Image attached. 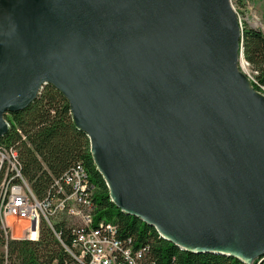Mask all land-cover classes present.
I'll use <instances>...</instances> for the list:
<instances>
[{
	"label": "water",
	"instance_id": "obj_1",
	"mask_svg": "<svg viewBox=\"0 0 264 264\" xmlns=\"http://www.w3.org/2000/svg\"><path fill=\"white\" fill-rule=\"evenodd\" d=\"M243 58L232 0H0V141L52 86L121 212L182 251L256 264L264 95Z\"/></svg>",
	"mask_w": 264,
	"mask_h": 264
},
{
	"label": "trees",
	"instance_id": "obj_2",
	"mask_svg": "<svg viewBox=\"0 0 264 264\" xmlns=\"http://www.w3.org/2000/svg\"><path fill=\"white\" fill-rule=\"evenodd\" d=\"M235 1L240 4L244 0ZM243 48L244 59L256 72L257 82L253 86L262 92L264 32L244 24ZM6 118L10 129L0 143L18 149L24 176L31 183L34 193L43 196L53 178L78 164L83 165L97 187V221L117 225L121 238L131 237L135 247L150 249L147 264H244L230 257L182 251L162 239L155 229L121 212L112 203L107 184L94 165L87 135L75 126L70 104L56 88L45 87L27 109ZM70 234V231L62 228L65 244H70ZM4 244L0 230V250ZM8 250L12 261L19 264H63L69 258L55 231L47 226L42 229L38 242L11 240ZM2 256L0 251V264L3 263Z\"/></svg>",
	"mask_w": 264,
	"mask_h": 264
},
{
	"label": "built area",
	"instance_id": "obj_3",
	"mask_svg": "<svg viewBox=\"0 0 264 264\" xmlns=\"http://www.w3.org/2000/svg\"><path fill=\"white\" fill-rule=\"evenodd\" d=\"M242 2L248 5L249 0ZM96 191L90 173L78 164L53 178L39 197L24 176L18 149L0 143V230L5 239L0 250L2 264H19L9 255L11 240L38 242L44 226L55 231L68 253L63 264H147L150 249L135 247L131 237L121 238L117 225L97 221ZM9 221H14L15 227L24 222V234L14 237ZM62 228L71 233L69 245L62 240ZM263 262L264 257L256 264Z\"/></svg>",
	"mask_w": 264,
	"mask_h": 264
},
{
	"label": "rangeland",
	"instance_id": "obj_4",
	"mask_svg": "<svg viewBox=\"0 0 264 264\" xmlns=\"http://www.w3.org/2000/svg\"><path fill=\"white\" fill-rule=\"evenodd\" d=\"M232 5L236 13L241 17L242 29L244 24H248L264 32V0H249L248 5L246 3L238 4L235 0H232ZM239 69L249 78L252 86L256 84V72L252 66L247 65V61L244 58L240 60ZM256 91L264 95V91ZM14 223V221H9L8 225L12 228V235L18 238L24 234L26 224L22 222L15 227Z\"/></svg>",
	"mask_w": 264,
	"mask_h": 264
},
{
	"label": "bare ground",
	"instance_id": "obj_5",
	"mask_svg": "<svg viewBox=\"0 0 264 264\" xmlns=\"http://www.w3.org/2000/svg\"><path fill=\"white\" fill-rule=\"evenodd\" d=\"M166 234V233H165Z\"/></svg>",
	"mask_w": 264,
	"mask_h": 264
}]
</instances>
